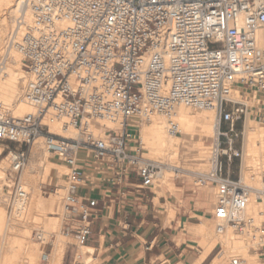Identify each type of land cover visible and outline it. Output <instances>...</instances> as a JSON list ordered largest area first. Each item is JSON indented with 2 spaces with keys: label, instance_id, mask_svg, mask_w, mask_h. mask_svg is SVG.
I'll return each mask as SVG.
<instances>
[{
  "label": "built area",
  "instance_id": "built-area-1",
  "mask_svg": "<svg viewBox=\"0 0 264 264\" xmlns=\"http://www.w3.org/2000/svg\"><path fill=\"white\" fill-rule=\"evenodd\" d=\"M25 5L31 21L19 16L24 29L12 35L8 49L22 58L29 77L24 101L34 112L14 118L0 100V144L29 148L40 137L48 140V151L67 170L64 232L82 245L89 241L91 209L98 201L83 199L81 190L94 182V174L107 178L114 170L115 186L130 173L144 188L161 179L162 164L144 158L133 120L156 113L172 119L175 108L184 106L215 112L210 169L195 173V179L197 187L216 190L217 234L251 229V254L264 264V202L259 224L246 217L250 195L264 197V186L231 175L235 160L242 161L237 142L251 111L264 129V52L255 39L264 29V0H26ZM235 88L242 97H257L258 104L233 99ZM115 119L122 120L119 129L102 126ZM54 125L76 137L56 136ZM171 132L179 135L175 125ZM8 162L4 187L22 197L28 151L10 152ZM36 239L43 237L37 233ZM231 264L248 263L237 257Z\"/></svg>",
  "mask_w": 264,
  "mask_h": 264
},
{
  "label": "bare ground",
  "instance_id": "bare-ground-1",
  "mask_svg": "<svg viewBox=\"0 0 264 264\" xmlns=\"http://www.w3.org/2000/svg\"><path fill=\"white\" fill-rule=\"evenodd\" d=\"M25 4L26 0H0V61L2 56H8V63L6 65L5 72L3 75H0V100L5 105L8 115L14 118H21L26 114L34 112V108L24 101V91L29 77L26 75L25 71L21 69L22 58L16 51L12 50L9 52L8 49V44L12 35L19 29L20 32L24 29V27L20 28V25L18 24V19L21 13H24L26 23L31 21V11ZM255 39L258 47L264 52V29L259 30L256 33ZM240 95L241 91H238V89L235 88L232 93L233 99L243 101L248 106H256V104L254 105L252 102H248L245 97ZM253 98L254 97H250V100ZM190 109L191 108L184 106L176 107L172 119H169L164 114L156 113L149 119L136 117L133 120V122H135L138 119L141 122V124H138L139 126L151 123L143 128L141 138L144 146L150 149L151 156L153 155L154 159L161 158L163 161H169L170 163L172 159L177 158L179 156L181 137H184L185 139L188 138L190 140H196L198 138L213 139L215 132V112L205 110H195V112H192ZM121 125V119L102 122V126L107 129H119ZM173 125H175L180 136L174 135L171 132ZM94 130L97 133L103 131L96 128ZM52 132L56 136L69 138L76 137V133L74 131L71 130L69 132H64L62 131L60 125L52 126ZM201 146V141L195 145L197 148H200ZM49 154L48 140L45 137L38 138L34 142L33 153L30 157L29 164L23 168L20 174V188L23 192V196L19 197L17 195L15 197L13 213L11 218L7 221L6 212L4 210L0 211V230L5 227L7 237L12 234L10 231L16 229L17 219L20 218L28 220L31 218L35 225H37L38 234L43 237L42 241L45 243L48 242L47 237H44V233L41 232L42 229H40V224L38 225V223L45 219V212L47 209L52 210L53 204L56 203V199H52L50 201L51 203H46L40 196L41 185L47 183L48 178H52V184L55 183L56 173H58V167L50 160ZM2 155L3 148L0 145V156ZM199 155L202 158H206V152L204 151ZM1 166L5 169L6 175V170L8 169V158L2 162ZM201 166L203 169L208 168L206 171H202V173L208 172L210 169L209 147L208 163H203ZM167 170L169 173L171 172L170 169H163L161 172V179H165L164 172L168 173ZM263 177L264 129L262 124L250 118L246 122V129L244 132L242 172L240 178L243 183L262 189L264 186L262 181ZM252 178H254V181H252ZM5 182L6 178L4 183ZM64 188L65 187L63 186L62 189L57 190L53 196L61 197V192L64 191ZM200 190L207 192L213 191L214 194H216L215 188L211 186L200 187ZM209 194L212 195L211 192ZM262 202H264V197H261L258 194L252 193L249 197L246 217L248 219H253L256 224H259L258 212L259 208L263 205ZM213 222L215 224V232L213 231L214 229L211 228L210 223L197 225V234L203 238L201 244L203 245L204 250L201 252V255L195 264H202V262L217 247V245H220L222 251L214 258L211 264H225L227 260H229V264H231V261L237 257L246 260L248 264H256V260L254 261L250 255V249L255 246V244H253L250 240L252 234L251 229H246L244 233H240L228 228L224 234L219 235L216 232L214 211ZM27 228L29 227L27 226ZM27 228L23 227L25 231H28ZM214 233L216 240L212 237L214 236ZM66 246V241L64 240L63 235H60L54 242L53 253L48 255L46 259L47 264H62L66 253ZM22 249L23 253L21 254V257L17 258L15 264H43V253H41V251H35L29 240H23ZM80 258L81 256H78L76 260H79ZM3 262L4 264L13 263L11 259L9 260V258H7V255L5 256V260ZM76 264L84 263L81 261L76 262Z\"/></svg>",
  "mask_w": 264,
  "mask_h": 264
},
{
  "label": "crops",
  "instance_id": "crops-1",
  "mask_svg": "<svg viewBox=\"0 0 264 264\" xmlns=\"http://www.w3.org/2000/svg\"><path fill=\"white\" fill-rule=\"evenodd\" d=\"M109 173L107 178L92 174L94 182L81 190L83 199L98 201L91 209L92 235L84 246L94 260L99 264H195L199 256L188 248L191 239L186 230L197 226L201 218L213 216L210 192L196 189L189 180H177L171 182L176 194L169 187L157 194L144 188L134 173L120 186L113 184L114 170Z\"/></svg>",
  "mask_w": 264,
  "mask_h": 264
},
{
  "label": "rangeland",
  "instance_id": "rangeland-1",
  "mask_svg": "<svg viewBox=\"0 0 264 264\" xmlns=\"http://www.w3.org/2000/svg\"><path fill=\"white\" fill-rule=\"evenodd\" d=\"M22 67L23 66L21 65V69L24 71ZM236 89H238V91L239 90L241 91L240 88H236ZM245 98L248 102H252L254 105L258 104V98H253L251 100L250 97L248 96L247 97L245 96ZM190 111L195 112V110L193 109H190ZM255 117L256 114L251 111L250 114L247 116L246 122L250 118L254 119V121H257ZM246 122H245V129H246ZM134 123L141 124V122L138 119ZM150 124L151 123L142 124L143 126L140 125L138 128V138L140 140L139 142L141 143L143 156L144 158H147L149 160L160 162L162 164V169L171 170L170 173L168 170H167L168 173L164 172L165 179H160L151 185L152 190L157 194H162L163 188L169 187L171 193L176 194L177 189H175V187L172 185L171 182L177 180H189L190 182H193L195 184V188L199 190L200 187L196 186L197 180L195 179V173H201L202 171H206L208 169V168L203 169L201 165L203 163L204 164L208 163V147H210V145L212 144V138H198L196 140H190L188 138L185 139L184 137H181L180 150H179L180 154L177 158L172 159V161H170L169 163V161L167 162L163 161V159L161 158L154 159L153 155L151 156L150 149L144 146V143L142 142V138H141L142 130L144 127H146V125H150ZM239 128H242V125H239ZM200 141L202 143V146L200 148L195 147V145ZM243 144H244V138L243 139L241 138L237 142V148L242 147L243 149ZM0 145L3 148V155L0 156V211L4 210L6 212V221H7L8 219L11 218V215L13 213L15 196L11 194L10 192L11 190H9L7 187H4V184L6 183V182L4 183L6 175H5V169L3 168V166H1V164L5 159L8 158L10 152L17 150H26L28 151V162L26 165H28L30 157L33 153L34 143L29 148L11 143H2ZM203 151L206 152V158H202L199 155ZM49 156H50V160L53 163H55L58 167L57 170L58 173H56V182L52 184L51 183L52 178H48L47 183L41 185L40 187V196L41 199L46 203H51L50 201L52 199H56V203L53 204L52 210L47 209V211L45 212V219L42 222L38 223V225L40 224V229H42V231L41 230L40 231L44 233V237H47L48 242L47 243H45L44 241L40 242L36 239L38 228L31 218H30L31 220L30 219L24 220L19 218L17 219L16 229L10 231V233L12 234H10L9 237L6 236L7 232L5 227L0 230V264H4L3 261L5 260L6 255L7 258H9V260L10 259L12 260L13 262L12 264H15L17 258L21 257V254L23 253V249H22L23 240L26 239L32 243L35 251H41V253H43L42 256L44 258L43 264H47L46 259L48 255H51L53 253L54 242L60 235H63V238L66 241V245H67L66 253L63 258L62 264H76V262H81V261H83L84 264H99V262L94 260L92 255H90V253L92 252L90 249L87 250L86 248H84L85 245L80 244L78 240L75 238V236L73 235L66 236L67 233L64 232V224L66 217L63 216V214L61 213V204H62V198L66 193L67 170L64 164L61 163L55 155L49 154ZM150 156L153 158H151ZM8 168H9V162H8ZM241 172H242V161L241 159H237L235 160L231 168V175L233 178H238L239 175L241 177ZM63 186L65 188L64 191L61 192V197L53 196V194H55L57 190L62 189ZM210 192L212 193V195L208 194L207 198L210 202H212L213 199V204H214L215 194L213 191ZM200 221L201 222L198 225H201L202 223L203 224L210 223L211 228L214 229L213 231L215 232V224L213 222V216L210 219L201 218ZM27 226L29 228H27ZM23 227H26L28 231H25ZM197 227L198 226H193L186 230V234L191 239L188 248L193 252L194 256H200L201 252L204 250V247L201 244L203 238H201V236L197 234ZM212 237L215 238V233L214 236ZM214 250L215 252L213 253L212 257L208 260L206 264H211L214 258L222 251L220 245H217V247ZM251 253L252 252L250 249V255L252 256V259H254V261L256 260V264H257V260H258L257 257H254ZM78 256H81V258L79 260H76ZM170 263L177 264L175 262H170ZM161 264H166V262H163ZM225 264H229V260H227Z\"/></svg>",
  "mask_w": 264,
  "mask_h": 264
}]
</instances>
